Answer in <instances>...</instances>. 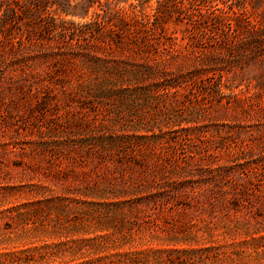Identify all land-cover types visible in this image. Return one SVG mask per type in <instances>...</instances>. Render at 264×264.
Instances as JSON below:
<instances>
[{"label":"rangeland","instance_id":"rangeland-1","mask_svg":"<svg viewBox=\"0 0 264 264\" xmlns=\"http://www.w3.org/2000/svg\"><path fill=\"white\" fill-rule=\"evenodd\" d=\"M124 1L0 0V264H264V0ZM121 7L149 16L140 55L166 71L131 111L79 91L108 76L96 57L141 62ZM110 121L171 141L166 158L72 148ZM47 199L65 208L18 223Z\"/></svg>","mask_w":264,"mask_h":264},{"label":"trees","instance_id":"trees-1","mask_svg":"<svg viewBox=\"0 0 264 264\" xmlns=\"http://www.w3.org/2000/svg\"><path fill=\"white\" fill-rule=\"evenodd\" d=\"M129 0L124 1L127 3ZM132 6V4H129ZM89 7V6H87ZM132 16L130 19H125L129 13L126 7H121L116 10V16L118 25L121 30L134 33L132 38H127V42L124 40L120 42V45L125 49H129L135 54L146 52L151 48V42L149 41L150 32L152 30V22L149 20V16L140 13L130 11ZM112 22V20H109ZM114 42H119L111 38ZM133 46V47H132ZM141 62L125 59H112V61H106L99 57L95 58V67H99L103 73L108 76L96 82L91 87L88 85L79 86V91L83 93L86 91V97L91 98L98 103H103L106 100L119 101V109L122 106H126L128 111L137 109L141 106H149L155 100V92L157 88H160L161 83L152 82L149 85H143V82L150 77L161 76L164 65L162 61L152 60V62L143 55H140ZM159 73V74H158ZM112 76H115L114 78ZM174 86L173 84L164 85L163 89ZM139 130V125L133 123L131 130L126 129L123 124L117 126V124L110 122H92L88 123L85 129L86 134L84 138L75 140L72 145L75 150L87 156H113L122 165L128 163L129 168H136L138 170L146 171L150 169L148 166L149 160L155 157H165L167 152L163 150L172 144L171 141H163L162 137L153 135L150 137L139 136L135 132ZM131 131V132H129ZM62 143V142H60ZM167 145L166 147H164ZM21 149L19 154L26 153L24 147L11 144L9 153H14L15 149ZM158 149V152H156ZM15 166L19 165L13 162ZM5 187L0 184V188ZM79 195H98L101 197L100 189H92L86 187L79 192ZM46 206L44 208L38 207L35 209L21 210L23 208L16 207L15 218L21 225H27L33 223L34 219H37L41 213L49 214L50 211H60L65 207H57L51 204V201L46 200ZM13 218V217H12Z\"/></svg>","mask_w":264,"mask_h":264}]
</instances>
